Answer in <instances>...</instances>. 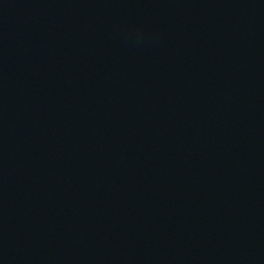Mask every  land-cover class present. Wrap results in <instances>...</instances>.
<instances>
[{
  "label": "water",
  "instance_id": "1",
  "mask_svg": "<svg viewBox=\"0 0 264 264\" xmlns=\"http://www.w3.org/2000/svg\"><path fill=\"white\" fill-rule=\"evenodd\" d=\"M0 264H264V0H0Z\"/></svg>",
  "mask_w": 264,
  "mask_h": 264
}]
</instances>
